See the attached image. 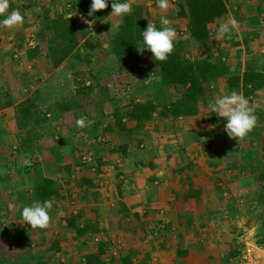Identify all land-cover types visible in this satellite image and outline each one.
Returning <instances> with one entry per match:
<instances>
[{"label":"crops","instance_id":"crops-1","mask_svg":"<svg viewBox=\"0 0 264 264\" xmlns=\"http://www.w3.org/2000/svg\"><path fill=\"white\" fill-rule=\"evenodd\" d=\"M84 1L81 14L76 0H10L8 12L18 9L24 23L15 30L0 27V264H87L89 254L99 255L91 264H122L125 255L133 264H230L247 230L264 237L258 177L264 87L247 97L257 126L243 141L227 136V120L211 111L210 102L242 94L229 89L228 77L249 69L264 73V0H226L227 11L209 25L208 39H187L184 59L220 62L227 73L204 84L196 113L176 118L159 111L182 88L161 85L153 56L118 60L109 41L121 17L108 14L96 22L102 10L88 16L92 0ZM124 2L142 5L155 26L166 16L177 40L186 34L179 0H170L166 13L156 0ZM59 15L74 18L92 41L89 63L79 46L53 66L44 23ZM233 18L239 29L230 39H215L219 24ZM82 77L90 78L85 94L77 88ZM28 98L36 100L40 117L19 128L17 107ZM148 100L158 105L149 120L123 117L127 130L116 127L117 113ZM81 117L86 127L76 126ZM26 160L34 167L25 168ZM44 179L59 195L51 198L49 228L33 230L21 224V213L41 202L33 190Z\"/></svg>","mask_w":264,"mask_h":264},{"label":"trees","instance_id":"trees-1","mask_svg":"<svg viewBox=\"0 0 264 264\" xmlns=\"http://www.w3.org/2000/svg\"><path fill=\"white\" fill-rule=\"evenodd\" d=\"M112 2L113 0H108V8L94 16L96 22L111 13ZM117 2L124 3V0H117ZM85 7L84 0H76L74 8L79 13L84 14ZM177 7V17L187 21L186 33H190V39L196 42L207 40L210 36L209 25L227 11L226 0H179ZM149 18L147 10L142 5H134L131 14L121 17L118 30L109 41L110 51L118 60L153 56L146 49L141 55L136 48V44L142 41L141 33L146 29ZM44 27L45 30L51 32V37L48 41V55L53 66L59 65L66 57L77 50L79 46H83L86 53L83 61L89 63L88 56L92 54L94 46L74 18L59 15L50 20V22H45ZM156 27L158 29L161 28L159 25H156ZM186 43L187 40L184 39L176 40L174 52L169 56L167 61L160 62L154 60L155 65L159 68L161 85L164 88L176 85L182 88L181 96L177 100L161 107L159 111L160 116L176 118L196 113L198 101L205 93L204 84L211 77L227 73L226 66L220 62L211 63L204 59L194 61L184 59L183 49ZM77 57L80 58V56ZM89 79L88 77L80 78L77 83L79 93L85 94L91 88L90 84L86 85V82L90 81ZM228 86L232 90L240 89L242 95L247 98L264 87V73L249 69L241 77H228ZM35 102L34 98H28L18 105L17 125L19 128L24 127L29 120L40 117L38 116ZM65 107L67 108V105ZM157 108L158 105L152 100L133 103L123 114H116L115 125L119 130H127L124 122L121 120L123 117L130 121L149 120ZM258 177L262 185V196L264 198V165ZM33 192L35 198L41 202L56 198L59 195L54 182L50 179H44L43 183L36 186ZM85 230L86 228H83L79 230V233H84ZM260 242H264V238ZM103 246L100 244L99 253L103 251ZM85 260L87 264H91L99 260V255H86ZM121 263L133 264L129 255L122 256ZM39 264L44 263L40 262Z\"/></svg>","mask_w":264,"mask_h":264},{"label":"clouds","instance_id":"clouds-1","mask_svg":"<svg viewBox=\"0 0 264 264\" xmlns=\"http://www.w3.org/2000/svg\"><path fill=\"white\" fill-rule=\"evenodd\" d=\"M9 7L10 0H0V16L5 17L0 20V27L15 30L23 25L24 17L18 9L9 13ZM155 7L162 13H166L170 7V0H156ZM106 8H108L107 0H92L88 16H93L95 12ZM111 9L110 14L114 17H123L132 12L130 3H119L117 0H113ZM160 23L161 28L158 29L155 24L149 21L146 29L141 33L142 41L136 44V48L141 55L146 49L153 54L155 61L165 62L174 52L178 34L171 27V22L166 16H161ZM238 29L239 23L234 18L227 22H221L214 38L218 40L227 36L230 39L231 32ZM190 37L191 34L186 33L183 39L187 40ZM210 107L211 111L216 113L218 117L226 118L227 123L224 126V130L230 139L243 141L257 126L254 106H251L249 100L240 93L232 92L231 94L222 95L210 102ZM76 126L80 128L86 127L85 118L81 117L78 119ZM53 204L54 200L49 199L43 203L33 202L30 206H25L21 213V224L26 223L33 230L49 228L51 222L50 212Z\"/></svg>","mask_w":264,"mask_h":264},{"label":"built area","instance_id":"built-area-1","mask_svg":"<svg viewBox=\"0 0 264 264\" xmlns=\"http://www.w3.org/2000/svg\"><path fill=\"white\" fill-rule=\"evenodd\" d=\"M34 165L32 160L25 162V168H33ZM259 240L253 228L247 230L232 250L230 264H264V242Z\"/></svg>","mask_w":264,"mask_h":264},{"label":"rangeland","instance_id":"rangeland-1","mask_svg":"<svg viewBox=\"0 0 264 264\" xmlns=\"http://www.w3.org/2000/svg\"><path fill=\"white\" fill-rule=\"evenodd\" d=\"M263 201V200H262ZM262 204H264V202L262 203ZM264 213V212H263ZM262 224V223H261ZM259 231H260V234L262 235V236H264V225L262 224L261 225V228L259 227ZM264 238V237H263ZM260 240H262V238H259ZM259 240V241H260Z\"/></svg>","mask_w":264,"mask_h":264}]
</instances>
